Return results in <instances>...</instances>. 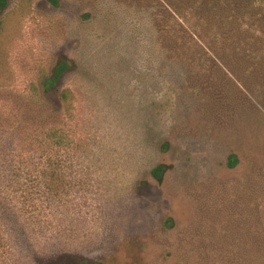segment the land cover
<instances>
[{"label":"rangeland","instance_id":"rangeland-1","mask_svg":"<svg viewBox=\"0 0 264 264\" xmlns=\"http://www.w3.org/2000/svg\"><path fill=\"white\" fill-rule=\"evenodd\" d=\"M161 1L0 7V264H264V19L252 60Z\"/></svg>","mask_w":264,"mask_h":264},{"label":"trees","instance_id":"trees-1","mask_svg":"<svg viewBox=\"0 0 264 264\" xmlns=\"http://www.w3.org/2000/svg\"><path fill=\"white\" fill-rule=\"evenodd\" d=\"M48 1L52 5L57 4V0ZM5 6L6 0H0V7L3 8ZM186 11L190 12V28L193 29V34H198L199 31L201 34H198V36H209L211 43H214L220 52H222L224 47H233L238 57H240V55L244 57L239 45H249V43L252 45V41L255 39L254 31H261L251 26L249 28H244V26L248 24L249 20L253 21V26L255 22L264 19V0H162L161 3L152 7L151 14L154 24L159 25L164 22L167 17H173L180 20V22H177L178 27L185 28L183 22L186 20ZM184 23L187 24V20ZM156 34H158V32H156ZM209 50L211 51V49ZM257 51L256 49L253 50V48L246 50L244 58L253 60ZM67 66L65 62H60L54 68L52 75L45 78L42 83L45 91L56 85ZM247 70H250L249 66ZM67 97V90H62L58 96L59 101L64 105H67ZM49 140L50 142L46 143L45 147L41 142L38 143L39 145L37 146L47 148V146L52 147L53 145L55 148H61L66 143V139L61 131L60 133H52L49 136ZM0 148L4 147L0 145ZM235 163L236 158L234 156L230 157L228 165L233 167ZM54 166L57 168L60 167L58 163ZM163 170L164 167L161 165L154 167L151 170L152 177L159 180ZM1 246L2 236L0 233V247ZM68 262L66 258L61 260L51 259L46 261L45 264H68ZM75 264L98 263H89L85 259L77 258L75 259Z\"/></svg>","mask_w":264,"mask_h":264}]
</instances>
